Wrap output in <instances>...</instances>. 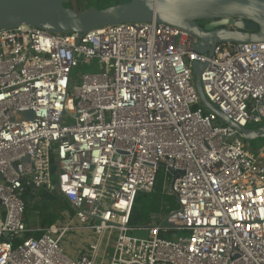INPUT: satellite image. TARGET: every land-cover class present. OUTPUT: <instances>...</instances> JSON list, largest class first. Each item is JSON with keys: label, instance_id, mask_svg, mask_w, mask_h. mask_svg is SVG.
Wrapping results in <instances>:
<instances>
[{"label": "built area", "instance_id": "built-area-1", "mask_svg": "<svg viewBox=\"0 0 264 264\" xmlns=\"http://www.w3.org/2000/svg\"><path fill=\"white\" fill-rule=\"evenodd\" d=\"M197 41L155 21L0 31V264H96L101 250L100 264H264V142L252 151L208 112L193 74L206 64L209 102L241 128L260 126L264 43L219 44L210 57ZM160 173L178 209L132 228L137 195ZM55 184L73 218L28 237L26 199ZM73 224L89 232L85 254L62 246ZM140 229L147 237L130 235Z\"/></svg>", "mask_w": 264, "mask_h": 264}, {"label": "water", "instance_id": "water-1", "mask_svg": "<svg viewBox=\"0 0 264 264\" xmlns=\"http://www.w3.org/2000/svg\"><path fill=\"white\" fill-rule=\"evenodd\" d=\"M76 1L79 0H0V31L26 25L54 34H85L110 25L155 21L190 33L198 39L195 51L210 57L219 44L264 43V0H130L104 9L88 7L80 12L65 6ZM205 68L206 64H193L202 106L222 124L240 133L248 145L264 139V126L241 128L209 102L201 86ZM25 115L34 118L31 111ZM52 172L56 173L55 165Z\"/></svg>", "mask_w": 264, "mask_h": 264}, {"label": "trees", "instance_id": "trees-1", "mask_svg": "<svg viewBox=\"0 0 264 264\" xmlns=\"http://www.w3.org/2000/svg\"><path fill=\"white\" fill-rule=\"evenodd\" d=\"M91 1H96V0H79L76 2H70L65 6L77 12H80L83 10L84 6L85 8H88L90 6ZM98 1L100 4H103L104 7H110L112 5L110 1H114V2L118 1L121 4L124 3V1L129 2L130 0H98ZM263 140L264 139H257L252 141L249 144V148L252 151H256L259 148L258 146H256V143L258 141H263ZM162 181H163V174L160 173L153 192L151 193L141 192L137 195L130 216V226L132 228H147L154 221L160 223L159 220L161 217L178 209V204L175 197L163 193ZM46 195L47 194L42 193L38 195L35 200H31V201L30 200L28 201L27 200L28 198L26 199V211L24 214V222L28 227L26 234L28 237L32 236L35 238H40L43 234H45V232L49 227L54 225L59 227H64L68 224L70 219H72L75 214V211L72 209V207L64 201H63L64 207H62V210L59 212L55 208L56 204H52V202L50 201L40 199V198H45ZM35 219H37L36 222L34 223L36 225H33L31 223V220H35ZM73 227L74 229H70L69 232H67V234L65 235V238L63 240L67 245L64 244V246L63 245L62 246L66 251H69L70 254H73V256L76 255L75 248L80 249L79 252L85 254L87 252L86 248H87V239L89 236V232L83 231L84 235H80L78 233L80 232V230L76 229V224H73ZM72 243H76L75 244L76 247L73 249L71 248Z\"/></svg>", "mask_w": 264, "mask_h": 264}, {"label": "rangeland", "instance_id": "rangeland-1", "mask_svg": "<svg viewBox=\"0 0 264 264\" xmlns=\"http://www.w3.org/2000/svg\"><path fill=\"white\" fill-rule=\"evenodd\" d=\"M111 2V4L112 5H117V4H120V2H118V1H110ZM124 3H127V2H125L124 1ZM111 5V6H112ZM89 7H96V8H98V9H104V8H107V7H104V5L103 4H100L99 3V1L98 0H96V1H91V3H90V6ZM85 8V6L83 7V9ZM99 68H100V65L97 63V62H94L93 64H91V65H84V66H82L80 69H77V70H75L74 71V73H73V75H74V84H80V82H81V75L82 74H85V73H92V72H98L99 71ZM264 124H261L260 126H255V125H249L248 126V128H250V129H255L256 127H261V126H263ZM254 141V140H253ZM264 142V140L263 141H258L257 143H256V146H258V147H260L261 145H262V143ZM56 181V180H55ZM54 181V182H55ZM165 194V193H164ZM58 196V192H57V189H56V184H55V187H54V189H53V192L51 193V194H48V195H46V197L45 198H40V199H43V200H47V201H50V202H52V204H56L55 205V208L60 212L61 210H62V207H64V202L62 201V200H60V199H57V196ZM56 196V197H55ZM57 200H56V199ZM36 220L37 219H35V220H31V223L33 224V225H36V224H34L35 222H36ZM38 226V225H37ZM147 229H140L139 231L138 230H136V231H132V232H130V235H132V236H135V237H139V238H144V237H147ZM80 235H84V232L83 231H80V232H78ZM91 238H92V240H94L95 241V238L93 237V235H91ZM75 241H76V239H75ZM64 244H65V241H63V243H62V245L64 246ZM76 243H72V245H71V248L73 249V248H75L76 247V245H75ZM65 245H67V244H65ZM77 250V251H76ZM79 250L80 249H78V248H75V253L76 254H78V252H79ZM110 248L106 251V256H105V261L108 259V257L110 256ZM102 252L100 253V255H99V257H98V259H97V263L96 264H100V262H101V258L103 257V250H101ZM67 253L69 254V255H73V254H70V252L69 251H67Z\"/></svg>", "mask_w": 264, "mask_h": 264}, {"label": "crops", "instance_id": "crops-1", "mask_svg": "<svg viewBox=\"0 0 264 264\" xmlns=\"http://www.w3.org/2000/svg\"><path fill=\"white\" fill-rule=\"evenodd\" d=\"M55 197H56V196H55ZM55 199H56V198H55ZM57 199H58V197H57ZM57 199H56V200H57Z\"/></svg>", "mask_w": 264, "mask_h": 264}, {"label": "bare ground", "instance_id": "bare-ground-1", "mask_svg": "<svg viewBox=\"0 0 264 264\" xmlns=\"http://www.w3.org/2000/svg\"><path fill=\"white\" fill-rule=\"evenodd\" d=\"M102 252V251H101Z\"/></svg>", "mask_w": 264, "mask_h": 264}]
</instances>
